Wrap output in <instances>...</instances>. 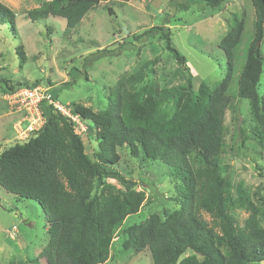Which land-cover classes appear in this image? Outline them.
<instances>
[{"label": "trees", "instance_id": "trees-1", "mask_svg": "<svg viewBox=\"0 0 264 264\" xmlns=\"http://www.w3.org/2000/svg\"><path fill=\"white\" fill-rule=\"evenodd\" d=\"M100 1L47 0L25 13L30 21L49 15L62 17L67 34ZM111 1L121 6L129 0H108ZM198 1L218 7L227 0H189L180 5L187 8L189 3ZM249 1L254 10L253 33L236 75L235 94L250 101L252 134L264 150V52H260L264 42V0ZM107 9L114 12L111 7ZM0 22L15 31V13L2 2ZM244 26L245 13H231L228 28L217 43L225 57L224 75L211 86L200 81L196 91L185 57L170 43L168 28L153 26L134 36L135 40L141 36L162 40L172 58L186 70L185 79L168 87H159L152 80L138 89L147 73L154 72L151 65L157 59L153 58L116 80L106 95L104 109L94 112L89 106L67 104L81 123L90 122L88 128L93 129L97 142L92 157L86 152L78 126L52 105H40L42 126L0 151V189L33 200L44 212L47 242L32 262L104 264L109 259L123 220L138 213L146 201L144 192L136 188L137 183L116 168L121 158L119 147H126L133 158L160 162L171 170L172 180L179 183L178 196L174 197L176 207L160 214L150 213L144 220L122 229L123 250L138 253L148 249L151 264L264 262V183L252 193L242 182L231 190L217 160ZM133 45L124 38L115 49L101 52L118 55L133 49ZM16 50L23 60L21 44ZM72 84V80L64 82L65 86ZM34 85L37 83L27 86ZM18 87L4 82L0 90ZM167 99L174 103L169 117L159 111ZM191 157L202 165L194 166ZM237 209L247 212L243 223L236 217ZM203 212L210 221L203 218Z\"/></svg>", "mask_w": 264, "mask_h": 264}, {"label": "rangeland", "instance_id": "rangeland-1", "mask_svg": "<svg viewBox=\"0 0 264 264\" xmlns=\"http://www.w3.org/2000/svg\"><path fill=\"white\" fill-rule=\"evenodd\" d=\"M44 1L47 0H0L15 13V31L9 24L0 22V86L4 82L20 87L37 83L54 94L62 106L76 103L89 106L94 112L107 106L106 95L116 80L125 72L137 69L145 60L157 59L151 65L154 72L147 73L138 89L152 80L159 87L183 82L186 70L176 63L162 40L148 36L135 40L134 36L153 26L169 29L171 45L185 57L194 91L200 81L209 86L219 81L224 75L225 57L217 43L228 28L231 13L244 12V33L235 60V77L230 84L231 99L224 114L217 160L231 190L237 182H242L252 193L264 183V150L252 134L250 101L235 94L236 75L253 33L254 10L249 0H227L218 7L198 1L189 3L187 8L180 4L189 0H129L121 6L119 2L101 0L67 34H64L66 23L62 17L49 15L30 21L26 10ZM108 7L114 12L109 13ZM123 28L126 34L120 33ZM124 38L134 43L133 49L118 55L101 52V49H115ZM20 44L25 52L23 60L16 50ZM260 50L264 52V42ZM71 80L72 85H64ZM13 110L0 94V151L19 138L13 124L21 115L19 112L12 115ZM159 111L169 117L174 111L173 100L163 101ZM26 124H21L22 129ZM80 124L77 131L92 157L97 151L94 131L88 128L89 121H80ZM117 152L121 158L116 168L137 183L136 188L144 192L146 201L138 213L123 220L113 239L111 255L104 264H151L148 249L135 253L121 248L122 229L144 220L150 213L160 214L176 207L174 197L178 196L179 183L172 180L171 170L160 162L133 158L126 147L117 148ZM191 161L194 166L202 165L194 157ZM235 214L239 223L247 217L243 209H237ZM202 215L210 221L207 213ZM46 242L47 225L42 208L33 200L6 194L0 189V264H36L31 260L38 257Z\"/></svg>", "mask_w": 264, "mask_h": 264}, {"label": "built area", "instance_id": "built-area-1", "mask_svg": "<svg viewBox=\"0 0 264 264\" xmlns=\"http://www.w3.org/2000/svg\"><path fill=\"white\" fill-rule=\"evenodd\" d=\"M1 98L15 112L20 113V119L13 125L20 139L28 137L30 132L40 128L44 122L41 114L40 105L42 103L52 105L62 114L69 117L79 128H81L80 120L74 115L67 106L59 104L51 95L50 91L40 85L22 86L14 90L2 92ZM26 122V127L22 129L21 124ZM15 231V227L12 229Z\"/></svg>", "mask_w": 264, "mask_h": 264}, {"label": "crops", "instance_id": "crops-1", "mask_svg": "<svg viewBox=\"0 0 264 264\" xmlns=\"http://www.w3.org/2000/svg\"><path fill=\"white\" fill-rule=\"evenodd\" d=\"M11 113H12V115H13V114H14V115H17V114H18V112H15V111H11ZM7 115H10V112H8Z\"/></svg>", "mask_w": 264, "mask_h": 264}, {"label": "water", "instance_id": "water-1", "mask_svg": "<svg viewBox=\"0 0 264 264\" xmlns=\"http://www.w3.org/2000/svg\"><path fill=\"white\" fill-rule=\"evenodd\" d=\"M122 30H123L124 34H126L127 30L125 28H123Z\"/></svg>", "mask_w": 264, "mask_h": 264}]
</instances>
